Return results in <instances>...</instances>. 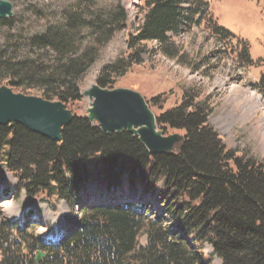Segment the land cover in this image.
<instances>
[{"label":"trees","instance_id":"obj_1","mask_svg":"<svg viewBox=\"0 0 264 264\" xmlns=\"http://www.w3.org/2000/svg\"><path fill=\"white\" fill-rule=\"evenodd\" d=\"M211 1L143 0L126 53L104 67L96 84L114 90L134 67L155 68L154 58L160 53L200 72L203 65L194 64L184 51L183 35L207 19L220 42L237 38L209 16ZM86 9L80 5L66 14L63 24L34 40L58 54L63 59L58 64L13 62L0 51L1 87L60 101L74 115L63 128L61 142L20 124L0 125V160L25 183L29 200H55L76 210L55 239L42 242L31 241L28 233L34 211L17 220L0 219V264H212L199 253L206 245L223 264H264V157L252 150L238 155L226 147L211 124L216 105L199 84L182 83V103L156 116L165 134L173 130L185 138L182 150L171 155H151L138 137L128 132L104 134L87 114L73 112L71 106L83 101L84 76L128 24L124 9L105 19L94 12L92 21ZM87 28L89 40L76 48ZM237 40L243 46L238 60L252 66L248 44ZM252 88L264 99V73ZM162 103L156 97L148 104L152 109ZM92 161L101 169L92 170ZM92 183L100 194L94 199L86 189ZM159 188L167 202L163 214L156 216L147 198ZM10 192L0 183V202ZM142 237L144 245L139 243ZM39 254L44 257L37 262Z\"/></svg>","mask_w":264,"mask_h":264},{"label":"rangeland","instance_id":"obj_2","mask_svg":"<svg viewBox=\"0 0 264 264\" xmlns=\"http://www.w3.org/2000/svg\"><path fill=\"white\" fill-rule=\"evenodd\" d=\"M4 1L13 5L14 15L7 20L0 19V51L6 53L13 62L31 59L46 65L58 64L63 59L50 48L38 47L34 40L50 28L63 24L66 14L78 9L80 5L87 7L90 20L94 12L105 19L109 13L122 9L127 11V27L116 33L112 41L102 49L98 61L83 78L82 91L90 89L97 82L104 67L126 53L128 35L137 27L140 18L139 8L143 7V0ZM209 16L237 38L226 43L220 42L210 29L207 19L190 33L183 35L181 43L184 45V51L190 55V60L194 64L203 65L200 72H195L160 53L154 58L155 68L152 69L149 65L134 67L114 87L141 93L148 103L153 98L160 97L163 101L161 107H152V111L158 116L182 103L183 92L180 88L182 83L187 85L197 83L205 94L211 96L216 105L211 124L220 133L226 147L237 151L238 155L246 150H252L264 157V99L252 88L264 73V0H212ZM87 29V32L76 40V48L85 45L89 40L91 30ZM237 39H242L248 44L254 63L252 66L249 67L238 60L237 56L243 46ZM66 59L67 57L64 61ZM7 86L16 94L33 96L16 92L13 87ZM88 103L89 100L83 98L81 103L71 106V109L78 116H83L86 114ZM220 124L224 125L223 129L220 128ZM166 134L182 135L181 132L173 130H167ZM89 167L92 170L101 169L97 161H92ZM0 183L9 186L12 193L9 198H4L0 202V219L17 220L26 211L32 210L36 213L34 215L36 219L27 222L31 241L55 239L76 216V210L63 202L57 203L55 200L47 202L41 198L29 200L23 189L25 183L19 182L5 168L3 160H0ZM127 187L128 180L125 177L124 188ZM86 189L90 193L98 191V186L92 183ZM82 198H85V194ZM147 199L150 204L149 210L156 216L162 215L163 202H167V199L161 194V189L156 191L154 197ZM164 219L167 224L172 225L169 217ZM145 241V237H142L139 243L144 245ZM199 253L205 262L223 264L218 257L212 255V249L208 245Z\"/></svg>","mask_w":264,"mask_h":264},{"label":"water","instance_id":"obj_3","mask_svg":"<svg viewBox=\"0 0 264 264\" xmlns=\"http://www.w3.org/2000/svg\"><path fill=\"white\" fill-rule=\"evenodd\" d=\"M13 5L0 0V19L13 17ZM82 97L89 100L87 118L97 123L107 135L129 134L139 138L151 155H171L182 150L185 138L180 134L166 135L145 97L130 89H102L96 83ZM72 111L60 101L16 94L7 85L0 87V125L20 124L32 133L54 142L62 141V131L73 121ZM96 126V127H97ZM44 257L39 254L37 262Z\"/></svg>","mask_w":264,"mask_h":264},{"label":"bare ground","instance_id":"obj_4","mask_svg":"<svg viewBox=\"0 0 264 264\" xmlns=\"http://www.w3.org/2000/svg\"><path fill=\"white\" fill-rule=\"evenodd\" d=\"M220 128L223 129V128H224V125H221V124H220ZM120 191H121V190H120ZM127 192H128V191H127ZM99 195H100V194H99V191L94 190V191L90 192V194H89V196H91V197H89V196H87V197H89V198H91V199H94L95 197H98ZM120 195H121V194H120ZM137 195H138V196H136V198L139 197L140 193H138Z\"/></svg>","mask_w":264,"mask_h":264}]
</instances>
